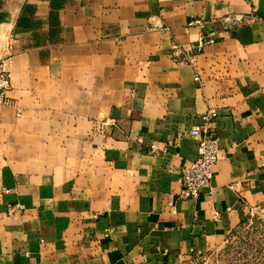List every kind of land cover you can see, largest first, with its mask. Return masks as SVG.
<instances>
[{
    "label": "crops",
    "instance_id": "crops-1",
    "mask_svg": "<svg viewBox=\"0 0 264 264\" xmlns=\"http://www.w3.org/2000/svg\"><path fill=\"white\" fill-rule=\"evenodd\" d=\"M7 57L0 264H180L264 204V0H0ZM211 111L222 158L184 200Z\"/></svg>",
    "mask_w": 264,
    "mask_h": 264
},
{
    "label": "built area",
    "instance_id": "built-area-1",
    "mask_svg": "<svg viewBox=\"0 0 264 264\" xmlns=\"http://www.w3.org/2000/svg\"><path fill=\"white\" fill-rule=\"evenodd\" d=\"M202 20L195 19L189 23V26L203 27ZM215 39L212 34L204 35L200 41L192 45L194 53L202 51L204 46L212 44ZM172 57L180 65L190 62V57L185 50L179 46L172 47ZM11 58H0V106H11L12 99L9 93L12 89V75L10 72ZM196 81L199 77L195 78ZM215 111H211L205 117L203 125L195 126L191 130V135L197 139V153L198 157L194 161L189 162L182 169L180 179L181 193L180 198L184 200H194L199 197L203 191H210L212 189L214 180V171L219 161L222 158V150L217 134L212 130L211 123L215 118ZM157 150L152 146V151ZM22 205L11 207L9 212L14 213L22 210ZM219 213L214 212V216L219 218ZM110 231H106L105 235L108 236ZM193 252V249H191Z\"/></svg>",
    "mask_w": 264,
    "mask_h": 264
},
{
    "label": "rangeland",
    "instance_id": "rangeland-1",
    "mask_svg": "<svg viewBox=\"0 0 264 264\" xmlns=\"http://www.w3.org/2000/svg\"><path fill=\"white\" fill-rule=\"evenodd\" d=\"M180 264H264V204L255 207L224 243Z\"/></svg>",
    "mask_w": 264,
    "mask_h": 264
},
{
    "label": "water",
    "instance_id": "water-1",
    "mask_svg": "<svg viewBox=\"0 0 264 264\" xmlns=\"http://www.w3.org/2000/svg\"><path fill=\"white\" fill-rule=\"evenodd\" d=\"M3 20H1V22H2Z\"/></svg>",
    "mask_w": 264,
    "mask_h": 264
}]
</instances>
